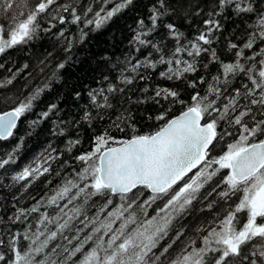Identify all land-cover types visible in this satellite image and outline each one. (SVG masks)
<instances>
[{
  "label": "snow or ice",
  "instance_id": "1",
  "mask_svg": "<svg viewBox=\"0 0 264 264\" xmlns=\"http://www.w3.org/2000/svg\"><path fill=\"white\" fill-rule=\"evenodd\" d=\"M134 5L135 0H0V56L42 34L63 41L66 54L26 95L0 94L7 108L0 110V141L18 139L0 154V170L18 162L24 140L17 138L19 122L58 79L74 44ZM194 18L200 27L188 38L176 20ZM228 21L239 33L225 38L233 56L226 61L213 45ZM67 24L76 26L78 37L66 35ZM129 43L140 55L129 53L116 63L101 56L100 87L88 91L90 104L77 119L55 122L53 134L68 137L64 151L71 153L81 144L76 125L92 128L107 117L108 127L95 134L91 150L73 157L80 167H72L46 200L13 206L12 227L0 228V264H264V0H150ZM52 56L48 52L39 60L41 74ZM28 68L27 63L15 72L9 68L12 74L0 79V89ZM201 69L206 75H198ZM148 72L184 88L157 86L142 99L128 97L129 103L150 101L160 108L155 119L162 125L140 134L131 110L120 104L129 86L150 79ZM75 96L81 98L80 92ZM177 104L182 110L170 118ZM59 111L56 103L48 104L26 134ZM113 127L121 132L130 127L133 134L117 139ZM225 137L232 142L214 155ZM49 148L12 181L24 182L26 191L50 173L58 155ZM221 170L228 171L210 183ZM234 196L221 214L217 198L227 203ZM206 210L211 219L202 215ZM18 223L23 227L16 228Z\"/></svg>",
  "mask_w": 264,
  "mask_h": 264
},
{
  "label": "trees",
  "instance_id": "2",
  "mask_svg": "<svg viewBox=\"0 0 264 264\" xmlns=\"http://www.w3.org/2000/svg\"><path fill=\"white\" fill-rule=\"evenodd\" d=\"M149 5L150 0H135V5L133 7H130L121 15L114 18L106 27L97 32H90L83 43L74 44L71 54L72 58L65 65V68L60 70L58 73V79L52 80L50 88L42 94L40 100L37 101L34 110L31 113H28L22 121L19 122L17 138L23 137L24 141L17 156L18 162L15 165H12L6 173L4 170H0V219L3 220V224H0V228L12 227L10 221H8V217L14 214V205L15 207L26 208L32 206L37 201L41 200V198L46 200L47 196L52 194V190L62 183V179L69 175L72 167H80V163L74 161L73 157L91 150L94 147L93 138L95 134L102 132L108 127L107 117L103 121H94L92 128H89L86 123L76 125L75 127L78 130L81 144L73 149L71 153L64 151L68 137L53 134L55 122L60 120L71 121L77 119L84 110V106L90 104L87 94L88 91L92 88L100 87V84L98 83L100 74L97 69L101 56L109 57L112 63H116L118 58L123 60L129 53L137 56L140 55L139 53L134 52L129 41L131 40L133 30L136 27V19L140 16H147V8ZM176 23L180 25V30L183 31L188 38L196 35L197 30L200 27L198 18H194L190 22H182L177 19ZM62 27L67 30L66 35L70 37H78L76 26L67 24ZM234 29L235 26L231 21L226 22L223 37H221L218 43L213 45L221 55V58L226 61H228V59L231 60L233 56L232 52L228 51L225 47L227 42L225 38L232 39L239 33L238 29ZM157 39H159V37H157ZM62 46L63 41L57 40L54 35L42 34L39 39L31 41L27 45L17 46L15 49L10 50L5 56H0V63L4 64V67L0 68V79L11 76L12 73L8 71L9 68L15 72L17 69L22 68L25 63L29 65V68L21 72L11 85L7 86V88L0 89V94L12 95L13 93H16L19 95L23 92V94L26 95L32 88L50 76L56 63L65 59L66 54L62 50ZM48 52L53 53L52 58H50V66L41 74L37 65L39 60L43 59ZM209 68L210 71L215 74L216 66L210 65ZM29 73H31V75H29ZM113 75H115V73H113ZM145 75L150 77V79L140 80L134 85L129 86L132 90L128 92L127 97H125L120 104L121 107L131 110L135 119V127L140 134L151 133L155 131L158 126L162 125V121H157L155 119L160 108L150 101L146 103H129L128 97L131 98V101L142 99L145 95L151 94L152 90L157 86L171 87L176 85L179 86L182 91L184 88L182 83L163 80L157 74L152 72H148ZM198 75H206V73L201 69ZM25 85H27V87H25ZM236 86H238V84L234 82L232 87ZM143 88H148L149 93H143L141 91ZM77 91L81 94V98L79 99L75 96ZM113 102L117 103L116 100ZM50 103H56L58 105L60 110L59 113L57 115H52L48 120L43 121L39 127L32 131L31 135H27L26 133L30 130L28 126L29 122L36 119L38 113L45 110ZM6 109L5 106L0 105V110ZM181 110L182 107L179 104L171 106L170 118L177 115ZM93 111L95 112V110ZM149 117L152 118L149 119ZM110 131L112 136L117 139H127L133 134L130 127L125 128L123 132L114 127L111 128ZM73 138H75V136H73ZM231 140V137H225V140L221 141L215 150L214 155L222 154L221 150L223 149V151H226L227 143L231 142ZM17 142L18 139L0 141V154L11 151ZM49 145L56 149V152H52L51 154L53 156L58 155V158L54 161H50V173L45 174L43 177H40V179L31 183L25 191L22 187L24 182H13L11 179L12 175L21 170L24 166L33 163L35 158L42 153L48 155L51 151ZM37 162L43 163L42 160ZM213 167L217 166L214 165ZM57 172L60 174L57 175ZM226 173L227 170H221V173L213 178L214 182L219 180L220 176ZM47 181H51V183L49 184ZM14 197L18 199H14ZM221 205V202L218 201L217 208L221 211V214H223L224 208L221 207ZM41 211L52 212L53 209L42 207ZM208 212L209 211L206 210L202 215L211 219V213L209 212L208 214ZM37 215L38 213L33 214L34 217ZM15 227L22 228L23 226L18 223Z\"/></svg>",
  "mask_w": 264,
  "mask_h": 264
},
{
  "label": "bare ground",
  "instance_id": "3",
  "mask_svg": "<svg viewBox=\"0 0 264 264\" xmlns=\"http://www.w3.org/2000/svg\"><path fill=\"white\" fill-rule=\"evenodd\" d=\"M229 24V23H228ZM189 29V28H188ZM195 33V32H194ZM197 34V33H196ZM58 43V42H57ZM232 57V56H231ZM228 60H230V59H228ZM1 76V75H0ZM24 86V85H23ZM30 87V86H29ZM20 91V90H19ZM27 92V91H26ZM25 92V93H26ZM28 93V92H27ZM10 95V94H9ZM181 106V105H180ZM39 110V109H38ZM27 118V117H26ZM26 128V127H25ZM94 132V131H93ZM229 139V138H228ZM61 140V139H60ZM59 140V141H60ZM24 141V140H23ZM227 141V140H226ZM231 142H232V140H231ZM50 143V142H49ZM226 145V144H225ZM39 148V147H38ZM85 148V147H84ZM27 149H28V147H27ZM41 149V148H40ZM46 149V148H45ZM224 150V149H223ZM222 151V150H221ZM51 152V151H50ZM34 154V153H33ZM55 155V154H54ZM39 157V156H38ZM28 162V161H27ZM67 165V164H66ZM58 166V165H57ZM12 169V168H11ZM53 171V170H52ZM63 171V170H62ZM2 173V172H1ZM6 173V172H5ZM224 175V174H223ZM65 176V175H64ZM43 177V176H42ZM51 178V177H50ZM55 178V177H54ZM41 181V180H40ZM12 182V181H11ZM44 182V181H43ZM214 182V181H213ZM215 183V182H214ZM13 185V184H12ZM15 185V184H14ZM20 186V185H19ZM207 188V187H206ZM40 189V188H39ZM32 190V189H31ZM37 191V190H36ZM1 192V191H0ZM25 196V195H24ZM20 200H21V198H20ZM3 201V200H2ZM18 201V200H17ZM232 202V201H231ZM1 203V202H0ZM15 204V203H14ZM223 204V203H222ZM208 214H209V212H208ZM7 220V219H6Z\"/></svg>",
  "mask_w": 264,
  "mask_h": 264
},
{
  "label": "rangeland",
  "instance_id": "4",
  "mask_svg": "<svg viewBox=\"0 0 264 264\" xmlns=\"http://www.w3.org/2000/svg\"><path fill=\"white\" fill-rule=\"evenodd\" d=\"M213 181H214V179H213ZM213 181L212 182H210V183H213ZM218 200V199H217ZM236 200V197L234 196V197H232V200L231 201H235ZM219 202H221V206H223V208H227V206H228V204H230V203H232L231 201H228L227 203H225L224 201H220V200H218Z\"/></svg>",
  "mask_w": 264,
  "mask_h": 264
},
{
  "label": "water",
  "instance_id": "5",
  "mask_svg": "<svg viewBox=\"0 0 264 264\" xmlns=\"http://www.w3.org/2000/svg\"><path fill=\"white\" fill-rule=\"evenodd\" d=\"M180 114V113H179ZM179 114H177L176 116H178ZM175 117V116H174ZM116 146V145H115Z\"/></svg>",
  "mask_w": 264,
  "mask_h": 264
}]
</instances>
